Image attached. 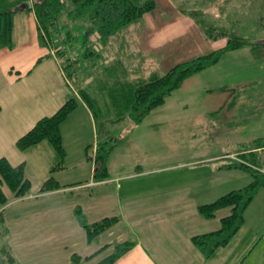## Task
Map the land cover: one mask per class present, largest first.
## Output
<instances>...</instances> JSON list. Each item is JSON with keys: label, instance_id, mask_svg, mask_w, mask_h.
<instances>
[{"label": "rangeland", "instance_id": "374dc122", "mask_svg": "<svg viewBox=\"0 0 264 264\" xmlns=\"http://www.w3.org/2000/svg\"><path fill=\"white\" fill-rule=\"evenodd\" d=\"M186 11H197L206 24L225 26L231 33L251 41L264 39V0H157L154 11L144 14L106 42L97 39L94 33L85 40L87 24L67 17L64 21L63 17L62 31L64 34L69 31L72 36L62 43L63 53L54 55V45L50 52V45L42 46L37 41L36 46L43 53L32 55L36 58L26 70L14 61L31 58V53L23 52V47L29 43L26 38L29 17L25 13L18 15L26 11H17L13 18V53L7 59L21 72L13 85L0 80V103L5 107L6 118L16 119L12 129L18 132L30 129L40 118L52 115L74 97L77 106L61 123L60 131L63 148L75 161H79L82 154L87 161V155L93 156L97 143L112 138H120L119 145L130 147L131 152L140 148L145 157L160 154L156 159L159 162L154 164L159 166L210 155L224 157L252 147L254 139L264 137V47L257 53L250 47L228 51L216 65L186 79L161 106L138 125L134 124V129L130 128L129 110L111 101L109 90L115 83L163 74L178 62L212 51L214 43L226 41L224 37L205 39L198 25L194 32L185 26L187 32L180 34L168 29L175 13L195 21ZM227 14L233 16L232 20L225 16ZM253 22L254 26L259 23V34L255 27L252 29ZM180 25L182 27V22ZM202 40L208 42L206 48L200 46ZM48 53L53 56L44 57ZM37 55L43 58L42 64L36 66ZM80 90L97 102L89 105V100L83 101L78 94ZM117 150L118 147L114 151ZM39 153L41 156L36 155ZM16 156L20 162L26 161L25 176L32 187L39 179L41 166L49 165L55 156L58 159L53 163L61 160L48 141L41 142L33 154L26 152L23 157ZM262 160L260 166L264 168V157ZM227 162L219 158L212 166ZM243 174L245 186L250 175ZM263 206L264 191H260L250 204L248 223L240 232L244 231L243 240L250 239V242L253 233L258 231L243 264H264Z\"/></svg>", "mask_w": 264, "mask_h": 264}, {"label": "crops", "instance_id": "0c3cea01", "mask_svg": "<svg viewBox=\"0 0 264 264\" xmlns=\"http://www.w3.org/2000/svg\"><path fill=\"white\" fill-rule=\"evenodd\" d=\"M21 11L26 12L18 15L25 13L29 17L26 23L29 43L23 47V52L31 53V58L14 62L29 70L36 58L32 55L43 52L36 46L38 38L34 14L26 9ZM225 16L232 20V15ZM171 20L168 29H172L175 34L187 32L185 26L192 32L197 30L193 20L179 13H175ZM254 27L259 34V23L254 26L253 22L252 29ZM200 43L201 47H207V41L202 40ZM225 44L226 41L216 42L213 50ZM12 53V47L0 49V80L2 78L8 85L15 84L21 72V69H16L14 62L7 59ZM51 56L48 53L44 57ZM42 58V55H37L36 66L42 64ZM0 105V158L6 157L12 165L24 163L26 161L22 159L20 162L16 155L23 157L26 152L35 153L41 142L23 152L18 151L15 141L29 129L14 131L12 123L16 119L6 118L5 107ZM133 125L130 128L134 129ZM120 143L110 154L107 161L108 177L104 180L93 178V160L87 162L82 154L80 160L75 161L65 151V156L57 163H53L58 159L55 156L49 165L40 167L39 179L34 181L33 187L26 177L31 188L25 197L13 198L8 188L3 186L10 200L3 209L0 248L6 245L18 264H98L112 255L118 244L124 242H132L133 245L114 264H239L244 259L258 231L253 233L249 243L247 239L243 240V231L210 259H206L191 240L195 235L218 230L221 219L231 212V207L220 208L212 218L206 219L199 214L197 206L243 186V173L221 168L224 165L221 163L212 166V162L222 156L211 155L182 162L171 161L168 165H154L159 162L156 159L161 157L160 154L152 158L145 157L146 154L140 152V148L131 152L130 147ZM134 154L137 155L128 156ZM36 155L41 156L40 153ZM49 177L66 187L39 193L41 184ZM260 191H264V188ZM249 207L245 212L244 225L248 223ZM76 208L81 211V220ZM106 217H116L117 221L101 232L97 239L88 242L82 222L91 224ZM72 256L80 260L72 262Z\"/></svg>", "mask_w": 264, "mask_h": 264}, {"label": "trees", "instance_id": "16d2710c", "mask_svg": "<svg viewBox=\"0 0 264 264\" xmlns=\"http://www.w3.org/2000/svg\"><path fill=\"white\" fill-rule=\"evenodd\" d=\"M23 3H28L29 6L17 10ZM156 8L157 0H0V49L12 47L13 18L17 11L26 9L32 12L35 17L39 44L50 45L52 51L53 48L55 49L53 51L55 55H61L62 49L65 48L62 43L72 37L69 31L65 32L67 36L62 31L64 25L60 22L63 17H65L64 21L69 18L74 22L87 24L84 26L83 38L85 40L94 33L98 36L97 39L100 38L106 42ZM185 14L195 19L193 21L202 30L205 39L217 40L224 37L226 44L219 49L178 62L163 74H151L147 79L142 80L124 79L123 82L111 86L109 90L112 96L111 101L117 106L124 105V108L129 110V117L133 124L140 123L152 110L161 106L165 98L179 88L186 79L216 65L228 51L250 47L254 53H257L260 48L264 47V41H251L231 33L225 26L206 24L197 11H186ZM198 15L200 17H197ZM78 94L83 101L89 100V105L97 102V99L92 98L84 90H80ZM77 103V99L71 97L52 115L40 118L32 128L15 141L16 149L23 152L42 141H48L55 153L62 159L65 156V150L60 125L76 108ZM119 140L120 138H112L97 143L94 156L87 155L88 160L94 161L93 178L95 180H104L108 177L107 161L112 150L120 142ZM263 150L264 137H260L254 139L252 147L233 153L234 157L227 154L221 158L228 160L221 168L240 173L247 172L250 175V181L243 187L232 189L209 203L197 206L199 214L206 219L212 218L217 209L231 207L230 214L221 219L218 230L195 235L191 239L206 259L214 258L241 232L247 208L257 193L264 188V168L260 166L264 157ZM3 186L8 188L13 198L25 197L28 194L31 183L25 176L24 163L12 165L6 157L0 158V224L3 223L4 206L10 200L3 191ZM62 187L66 186L59 185L53 177H49L41 184L38 191L45 193ZM76 214L81 220L79 208H76ZM116 221V217H106L91 224L82 222L87 241L97 239L101 232ZM132 245V242L118 244L114 253L98 264H114L119 257L131 249ZM79 260L77 256L71 258L72 262ZM0 264H18L6 245L0 248Z\"/></svg>", "mask_w": 264, "mask_h": 264}, {"label": "water", "instance_id": "95a60500", "mask_svg": "<svg viewBox=\"0 0 264 264\" xmlns=\"http://www.w3.org/2000/svg\"><path fill=\"white\" fill-rule=\"evenodd\" d=\"M28 6H29L28 3H23L21 7L17 8V10L21 9V8H27Z\"/></svg>", "mask_w": 264, "mask_h": 264}, {"label": "built area", "instance_id": "2783aa9c", "mask_svg": "<svg viewBox=\"0 0 264 264\" xmlns=\"http://www.w3.org/2000/svg\"><path fill=\"white\" fill-rule=\"evenodd\" d=\"M96 146H94V150H93V156H94V154H95V150H96V148H95ZM230 157H234L232 154L230 155Z\"/></svg>", "mask_w": 264, "mask_h": 264}]
</instances>
